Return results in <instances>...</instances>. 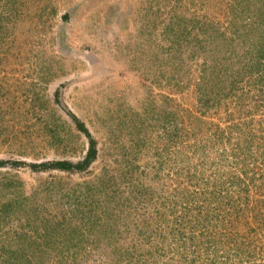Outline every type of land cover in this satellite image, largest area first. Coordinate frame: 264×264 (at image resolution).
Returning <instances> with one entry per match:
<instances>
[{
    "label": "rangeland",
    "instance_id": "obj_1",
    "mask_svg": "<svg viewBox=\"0 0 264 264\" xmlns=\"http://www.w3.org/2000/svg\"><path fill=\"white\" fill-rule=\"evenodd\" d=\"M0 162V264H264V0H0Z\"/></svg>",
    "mask_w": 264,
    "mask_h": 264
},
{
    "label": "trees",
    "instance_id": "obj_2",
    "mask_svg": "<svg viewBox=\"0 0 264 264\" xmlns=\"http://www.w3.org/2000/svg\"><path fill=\"white\" fill-rule=\"evenodd\" d=\"M84 132L86 134H88L86 130H84ZM88 137H89V134H88ZM90 148H92V149L90 151H88V153L85 155L83 160L77 164H74V165L69 163V162H66V161H60V162H56V163H52V164L44 163L41 165H32V167L35 169H37V168H40V169L57 168V169L62 170V171H69V170L81 171V170L87 168L91 164V162L95 159L96 154H95V150H94V141L92 139H90ZM3 164L4 163L0 162V165H3Z\"/></svg>",
    "mask_w": 264,
    "mask_h": 264
}]
</instances>
